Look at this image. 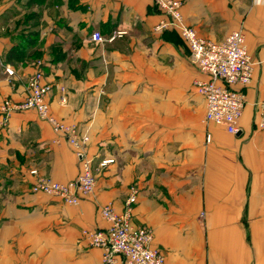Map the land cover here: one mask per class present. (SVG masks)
I'll use <instances>...</instances> for the list:
<instances>
[{"label":"crops","instance_id":"obj_1","mask_svg":"<svg viewBox=\"0 0 264 264\" xmlns=\"http://www.w3.org/2000/svg\"><path fill=\"white\" fill-rule=\"evenodd\" d=\"M178 1L199 37L245 35L255 66L235 88L236 134L206 122L194 82L208 76L178 30L156 29L169 18L153 0H0V264H103L82 232L108 227L100 208L123 214L133 189L132 224L165 264H264V0ZM37 61L51 114L90 138L96 187L78 205L32 190L78 177L73 147L36 111H1Z\"/></svg>","mask_w":264,"mask_h":264},{"label":"built area","instance_id":"obj_2","mask_svg":"<svg viewBox=\"0 0 264 264\" xmlns=\"http://www.w3.org/2000/svg\"><path fill=\"white\" fill-rule=\"evenodd\" d=\"M153 2L169 18L161 21L156 29L178 30L189 47L192 62L208 76L207 80L194 82L196 90L206 101V122L224 126L231 134L238 133L246 99L244 94L235 88L251 82L255 66L247 49L244 33L234 31L222 42L207 41L199 37L193 28L185 25L180 1L153 0ZM115 37L113 36L111 40ZM91 40L102 43L105 38L96 31L92 34ZM42 65V61L35 63V71L28 78L25 99L20 103L7 99L3 102L1 111L7 120L13 112L34 110L73 147L80 160L78 177L62 183L38 176L32 190L35 193L58 196L68 204L78 205L80 196L93 193L96 187V176L87 154L90 138L80 133L75 125H69L51 114L47 97L52 85L44 81ZM5 73L12 74L8 68ZM62 101L66 102L65 96L62 97ZM261 126H264V121ZM107 162L110 160L104 163ZM136 201L137 190L133 189L126 201V210L123 214L116 213L112 204L102 206L100 214L107 221L108 227L86 229L82 232L90 247L103 251V264H117L119 259L123 264H165L163 252L152 245V229L135 227L132 224V210Z\"/></svg>","mask_w":264,"mask_h":264}]
</instances>
